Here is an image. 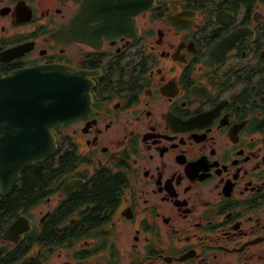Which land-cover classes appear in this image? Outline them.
<instances>
[{"label": "flooded vegetation", "instance_id": "af4514ba", "mask_svg": "<svg viewBox=\"0 0 264 264\" xmlns=\"http://www.w3.org/2000/svg\"><path fill=\"white\" fill-rule=\"evenodd\" d=\"M49 64L89 101L0 264H264V0H0V75Z\"/></svg>", "mask_w": 264, "mask_h": 264}, {"label": "water", "instance_id": "95a60500", "mask_svg": "<svg viewBox=\"0 0 264 264\" xmlns=\"http://www.w3.org/2000/svg\"><path fill=\"white\" fill-rule=\"evenodd\" d=\"M84 70L49 64L0 75V193L6 195L28 163L50 156L56 148L51 127L79 116L88 105ZM13 222L3 237L19 228ZM30 228L21 215V237Z\"/></svg>", "mask_w": 264, "mask_h": 264}, {"label": "trees", "instance_id": "16d2710c", "mask_svg": "<svg viewBox=\"0 0 264 264\" xmlns=\"http://www.w3.org/2000/svg\"><path fill=\"white\" fill-rule=\"evenodd\" d=\"M52 156L29 163L21 170V178L14 184L9 194L0 197V216L2 211L21 207V211L32 207L42 200L50 191L53 169L50 164Z\"/></svg>", "mask_w": 264, "mask_h": 264}, {"label": "rangeland", "instance_id": "374dc122", "mask_svg": "<svg viewBox=\"0 0 264 264\" xmlns=\"http://www.w3.org/2000/svg\"><path fill=\"white\" fill-rule=\"evenodd\" d=\"M40 205H38V207H37V209H36V212H35V214H38V211H39V208H43V205H41L40 207H39ZM35 218L37 219L38 218V216L37 215H35Z\"/></svg>", "mask_w": 264, "mask_h": 264}]
</instances>
